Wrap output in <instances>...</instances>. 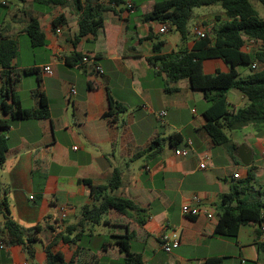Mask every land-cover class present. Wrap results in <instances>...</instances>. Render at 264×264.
<instances>
[{
  "label": "crops",
  "instance_id": "obj_1",
  "mask_svg": "<svg viewBox=\"0 0 264 264\" xmlns=\"http://www.w3.org/2000/svg\"><path fill=\"white\" fill-rule=\"evenodd\" d=\"M67 1L64 7H47L33 0H0V39L9 37L19 44L12 63L13 74L19 76L14 94L22 108L36 110L42 93L49 107L47 119L15 120L4 132L13 153L0 167V203L5 200L9 218L23 231L39 227L40 232L32 259L21 246L0 239V264H44L45 247L54 240L52 251L61 253L66 263L76 255L77 264H121L115 235L133 236L130 251L141 255L143 264H204L213 256L225 264H264V223L241 226L235 240L213 235L221 196L246 177L249 167L256 175L249 198L264 191V124L233 129L228 144L215 146L205 131L203 113L209 104L203 92L192 90L184 80L167 86L173 92L164 91L166 76L148 63L156 55L151 37L164 42L161 54L176 52L180 38L175 32L160 35L161 24L144 21L158 0H124L117 14H104L96 36H86L75 46L78 14ZM61 15L64 24L53 30L52 20ZM33 17L45 35L41 48H32L26 35ZM205 20L196 17L194 27L208 32L218 24L215 14L207 17V24ZM196 39L189 35L184 47L190 51ZM73 52L95 58L103 73L94 71L91 62L68 65L66 59ZM46 66L52 75L43 72ZM29 68H36L37 75H24ZM203 70L213 75L228 72L229 67L211 59L203 62ZM238 70L243 77L249 74L244 67ZM108 97L124 110L109 111ZM227 103L228 111L235 112L247 100L230 90ZM173 133L183 141L176 149L187 148V156L175 155L165 142L156 158L148 153L136 158L152 139ZM241 146L251 153L248 167L237 156ZM115 168L122 172L116 195L143 209L145 223L139 226L131 217L110 211L102 225L85 230L76 244L58 239L78 223L82 207L92 203L90 190L81 181L103 185ZM183 205L196 208L199 215L184 216ZM4 222L0 212V231ZM171 230L180 234V244L166 253L160 237ZM76 234L78 230L70 238Z\"/></svg>",
  "mask_w": 264,
  "mask_h": 264
},
{
  "label": "trees",
  "instance_id": "obj_2",
  "mask_svg": "<svg viewBox=\"0 0 264 264\" xmlns=\"http://www.w3.org/2000/svg\"><path fill=\"white\" fill-rule=\"evenodd\" d=\"M264 6V0H256ZM37 5L47 7H64L67 0H33ZM124 0H110L108 3L101 0H71L76 14H78L77 34L72 45H76L86 36H96L103 28L104 14L112 11L117 14L116 8L124 4ZM218 5L226 15L227 20L219 22L196 39L190 51L184 47L190 32L188 24L193 17L195 8ZM145 22L166 24L169 32L179 35L180 45L176 52L161 54L164 42L161 38L152 36L153 52L156 54L148 59L152 67H157L167 81L163 84L166 93L173 92L167 88L169 84L187 81L192 90L203 92L209 104L203 116L206 119L205 131L215 146L229 143L228 132L248 124H264V19H260L253 7L251 0H158L144 16ZM64 24V17H55L51 26L56 30ZM26 35L32 48H41L46 45L45 35L36 18H31L26 27ZM251 37L261 41V47L252 54L242 51L243 37ZM19 53L17 40L9 37L0 39V167L13 153L9 148L4 132L12 121L23 119H47L49 116L48 103L42 93H39V106L36 110H27L21 107L14 94V86L19 76L13 74L12 63ZM66 59L68 65L82 62L85 56L72 53ZM96 60L95 58H93ZM218 59L229 67L228 72L206 74L203 62ZM259 62L262 69L252 72L250 66ZM240 67L249 69L247 76H241ZM36 68L24 69V75H37ZM40 82V79H38ZM236 90L247 100V104L235 112L228 111L227 93ZM176 91V90H175ZM108 109L122 112L124 110L108 97ZM165 142L174 150L183 141L178 133H173L166 139H152L148 149L138 153L136 158L148 153L149 158H156ZM235 147L230 149L233 153ZM122 172L115 168L107 183L95 185L89 180L81 182L88 186L92 203L81 209L78 223L68 226L63 235L58 239L67 244H76L81 234L86 230L92 232L95 227L103 224V218L110 211L119 215L131 217L134 222L142 226L146 221L145 211L136 206L132 201L117 196L120 187ZM256 181L254 168L249 167L244 179L233 185L228 194L221 196L218 221L213 235L223 236L235 240L241 226L249 223H264V202L249 198L251 184ZM247 195V198H244ZM0 212L5 214V222L0 231V239L11 245H19L30 259L34 256V244L38 241L39 227L32 229L31 233L23 231L8 215L5 200L0 203ZM78 234L70 238L73 232ZM113 244L123 254L121 264H143L139 254L130 251V241L133 236H112ZM56 242L45 247L46 261L44 264H77L75 256L66 263L63 255L52 251ZM264 247V243H262ZM204 264H225L223 258L209 257Z\"/></svg>",
  "mask_w": 264,
  "mask_h": 264
},
{
  "label": "built area",
  "instance_id": "obj_3",
  "mask_svg": "<svg viewBox=\"0 0 264 264\" xmlns=\"http://www.w3.org/2000/svg\"><path fill=\"white\" fill-rule=\"evenodd\" d=\"M110 0H107L106 3H108ZM4 4V3H3ZM160 35H164L169 33V27L166 24H161L158 30ZM205 30L200 27V26H195L193 28V34L197 37V38H201L205 35ZM243 46H242V51L244 53L247 54H252L254 52H256L262 45L261 41L251 38V37H243ZM91 62L93 64V69L94 71H96L98 74H102L103 71L101 69L100 66H98L95 63V60L93 59V57H84L82 60V63H89ZM252 72H257L260 71L262 69V65L259 62H253L250 66ZM43 72L46 75H52V70L50 68V66H46L43 68ZM71 93L75 94V90L71 89ZM164 114V113H163ZM187 147L191 145V142L188 141L186 143ZM77 148L74 147V150H76ZM188 154V149L187 148H183V149H175V155L177 156H182L185 157ZM209 160L208 157H206L202 163H200L199 167L201 169H204L206 167V161ZM235 178H238V176L236 175ZM193 201L195 202H199V198L198 196H194L193 197ZM181 212L184 216L187 217H197L199 215V211L196 208L190 207L189 205H183L181 208ZM209 218H211V215H208ZM262 242H264V239H262ZM160 244H161V248L166 252V253H170L171 250L177 246H179L180 244V234L176 231V230H171L168 231L166 233H163L160 237ZM3 246H0V248H2Z\"/></svg>",
  "mask_w": 264,
  "mask_h": 264
},
{
  "label": "rangeland",
  "instance_id": "obj_4",
  "mask_svg": "<svg viewBox=\"0 0 264 264\" xmlns=\"http://www.w3.org/2000/svg\"><path fill=\"white\" fill-rule=\"evenodd\" d=\"M251 3L253 5V7L255 8V10L257 11L259 18L264 19V6H262L256 0H251ZM211 14H215V22L216 23L227 20L226 15L223 13L222 9L218 5H213L210 7L195 8L193 11V17L191 18V20L189 21V24H188V30L190 32L191 37L194 36L193 35V28L195 25L196 17H198V16L204 17L206 19L204 23L207 24V17ZM171 35L172 34H168L167 38H170ZM37 50H39V49H37ZM244 71L248 73L249 69L244 67ZM253 198H255L256 200L264 202V191H261L260 196L257 193L253 194Z\"/></svg>",
  "mask_w": 264,
  "mask_h": 264
},
{
  "label": "water",
  "instance_id": "obj_5",
  "mask_svg": "<svg viewBox=\"0 0 264 264\" xmlns=\"http://www.w3.org/2000/svg\"><path fill=\"white\" fill-rule=\"evenodd\" d=\"M236 153H237V156L239 157L241 163L244 166L248 167L250 165V162H251L250 151L245 149V147L241 146Z\"/></svg>",
  "mask_w": 264,
  "mask_h": 264
}]
</instances>
